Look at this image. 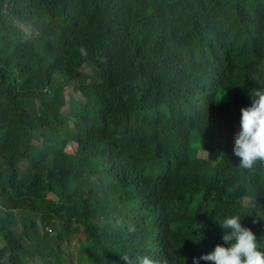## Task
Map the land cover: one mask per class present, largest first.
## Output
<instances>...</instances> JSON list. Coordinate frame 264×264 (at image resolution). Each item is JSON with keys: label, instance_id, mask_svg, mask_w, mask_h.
Instances as JSON below:
<instances>
[{"label": "trees", "instance_id": "1", "mask_svg": "<svg viewBox=\"0 0 264 264\" xmlns=\"http://www.w3.org/2000/svg\"><path fill=\"white\" fill-rule=\"evenodd\" d=\"M260 1L0 0V37L33 2L91 31L30 76L48 93L17 81L0 50V237L11 245L0 264H125V253L180 264L195 239L225 234L226 217L261 229L248 202L264 204V163L243 169L233 151L241 103L264 81ZM110 7L113 42L95 27L111 26ZM61 80L80 92L66 114ZM113 120L126 132L101 146Z\"/></svg>", "mask_w": 264, "mask_h": 264}, {"label": "clouds", "instance_id": "2", "mask_svg": "<svg viewBox=\"0 0 264 264\" xmlns=\"http://www.w3.org/2000/svg\"><path fill=\"white\" fill-rule=\"evenodd\" d=\"M13 9L14 7L9 8L5 14H11ZM113 9L114 7H110L103 12L111 21V26L95 25L97 31L110 42L114 39L111 31L114 21L110 15ZM259 12L264 13L262 1L256 5L251 18ZM90 32L89 29L80 27L77 19H67L62 12L55 13L49 4L44 8L42 3L33 2L30 7L14 11L8 31L0 37V50L10 60L13 77L17 81L34 82L38 92L48 93L49 90L45 85H39L30 76L37 73L47 61L65 60L70 52L79 49L77 43L81 37ZM90 55L89 52L80 48L74 59L76 70L81 74L82 78L81 76L80 78L83 82H88L90 79L88 73H92ZM60 86L63 87L64 96L61 111L64 105L69 104L71 95L78 96L80 92L78 94L74 92V82L70 84L61 80ZM67 95H69L68 99ZM0 96H6L5 91L0 90ZM241 104L244 106L238 110L240 130L235 134L233 151L234 155L240 158L241 168L252 169L258 161L264 163V81L257 86V89L250 90ZM115 131L120 134L126 132L114 120L102 124L97 131L100 145L121 141L122 138H114ZM194 146L202 149L196 143ZM248 207L258 218L254 223L264 219V204L260 201H251L248 202ZM99 215L101 219H105V223L119 225V220L106 211ZM5 224L6 215L3 210H0V229ZM219 224L225 230V234L219 233L212 244L208 239H195L188 248L192 255L189 257L186 253L183 254L179 263L264 264V225L260 230L253 232L251 228L241 223L239 216L226 217L223 223ZM133 229V226H130L129 231ZM10 247L11 245L0 237V253H6ZM120 257L125 264H167L166 261H154L148 256L133 258L125 253Z\"/></svg>", "mask_w": 264, "mask_h": 264}, {"label": "rangeland", "instance_id": "3", "mask_svg": "<svg viewBox=\"0 0 264 264\" xmlns=\"http://www.w3.org/2000/svg\"><path fill=\"white\" fill-rule=\"evenodd\" d=\"M66 98L68 99V98H69V95H67ZM68 108H69V104L67 103L66 105H64V106L61 108V111H62L63 113H66V112L68 111ZM68 150H70V151L73 150V147L69 146V147H68ZM76 237H77L76 233H73V238H76Z\"/></svg>", "mask_w": 264, "mask_h": 264}]
</instances>
